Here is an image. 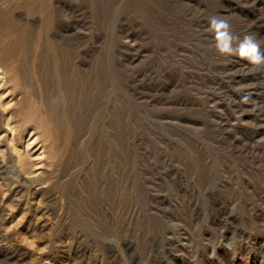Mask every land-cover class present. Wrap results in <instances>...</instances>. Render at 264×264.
Segmentation results:
<instances>
[{
    "label": "rangeland",
    "instance_id": "1",
    "mask_svg": "<svg viewBox=\"0 0 264 264\" xmlns=\"http://www.w3.org/2000/svg\"><path fill=\"white\" fill-rule=\"evenodd\" d=\"M29 1L0 0V264H264V72L205 31L264 38V0Z\"/></svg>",
    "mask_w": 264,
    "mask_h": 264
},
{
    "label": "clouds",
    "instance_id": "2",
    "mask_svg": "<svg viewBox=\"0 0 264 264\" xmlns=\"http://www.w3.org/2000/svg\"><path fill=\"white\" fill-rule=\"evenodd\" d=\"M212 36L211 47L223 57L237 56L250 65L253 73L264 72V38L254 33L238 36L228 18L214 15L208 18L205 30Z\"/></svg>",
    "mask_w": 264,
    "mask_h": 264
},
{
    "label": "bare ground",
    "instance_id": "3",
    "mask_svg": "<svg viewBox=\"0 0 264 264\" xmlns=\"http://www.w3.org/2000/svg\"><path fill=\"white\" fill-rule=\"evenodd\" d=\"M9 1H11V2H13V3H16V4H22V5H29L28 3H30L31 1H29V0H9ZM38 2H39V9L40 10H42L43 9V7H45V6H48L47 5V2H48V0H38ZM49 4V3H48ZM38 8V7H37ZM5 8H3L2 10H0V18L4 15V11L6 10V9H8V8H6L5 10H4ZM39 10V11H40ZM38 11V10H37ZM6 12H7V10H6ZM8 13H9V11H8ZM8 13H6V14H8ZM42 13V12H41ZM44 14H47V13H45L44 12ZM8 16V15H7ZM5 18V16L2 18V20ZM48 20V19H47ZM44 21H45V19H44ZM47 22V21H46ZM5 25V24H4ZM9 25V24H8ZM3 26V25H2ZM21 26V25H20ZM23 26V25H22ZM26 27V26H25ZM2 27H1V25H0V32L2 31V29H1ZM5 26L3 27V30H5ZM10 28V27H9ZM24 28V27H23ZM28 28V27H27ZM30 28V27H29ZM32 28V27H31ZM20 32H22V34L24 33L23 32V29H21L20 30ZM32 32V31H31ZM39 32V31H38ZM34 35V34H33ZM47 47H51L50 46V44H47L46 45V48ZM51 49V48H50ZM37 52V51H36ZM35 57V56H34ZM41 60H42V58H40ZM35 63H37V62H35ZM48 63V62H47ZM51 63V62H50ZM5 64V63H4ZM37 67V66H36ZM48 67V66H47ZM51 69V68H50ZM38 71V70H37ZM41 71V70H40ZM49 71V70H48ZM38 74V73H37ZM50 74V73H49ZM52 75H53V73H51ZM7 81V77H6V69H5V67H4V65L3 64H1V62H0V85H3V84H5V82ZM73 81V80H72ZM70 92V91H69ZM62 106V105H61ZM56 112V111H55ZM65 117V116H64ZM12 138V137H11Z\"/></svg>",
    "mask_w": 264,
    "mask_h": 264
}]
</instances>
